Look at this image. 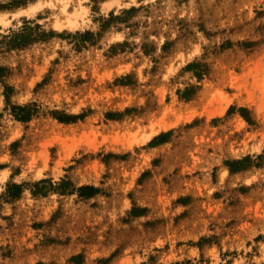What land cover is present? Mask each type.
<instances>
[{
    "label": "rangeland",
    "instance_id": "374dc122",
    "mask_svg": "<svg viewBox=\"0 0 264 264\" xmlns=\"http://www.w3.org/2000/svg\"><path fill=\"white\" fill-rule=\"evenodd\" d=\"M0 264H264V0H0Z\"/></svg>",
    "mask_w": 264,
    "mask_h": 264
},
{
    "label": "bare ground",
    "instance_id": "6f19581e",
    "mask_svg": "<svg viewBox=\"0 0 264 264\" xmlns=\"http://www.w3.org/2000/svg\"><path fill=\"white\" fill-rule=\"evenodd\" d=\"M36 7H37V6H36ZM36 9H37V8H36ZM68 23H69L70 26H73V25L75 24V21H73V20H69ZM70 26H69V27H70ZM57 27H58V26H57ZM62 28H63V27H62Z\"/></svg>",
    "mask_w": 264,
    "mask_h": 264
}]
</instances>
